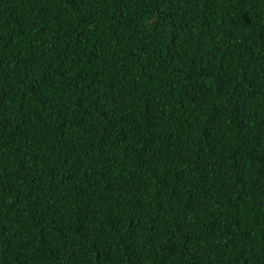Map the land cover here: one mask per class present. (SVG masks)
Segmentation results:
<instances>
[{
    "label": "trees",
    "instance_id": "trees-1",
    "mask_svg": "<svg viewBox=\"0 0 264 264\" xmlns=\"http://www.w3.org/2000/svg\"><path fill=\"white\" fill-rule=\"evenodd\" d=\"M0 264H264V0H0Z\"/></svg>",
    "mask_w": 264,
    "mask_h": 264
},
{
    "label": "snow or ice",
    "instance_id": "snow-or-ice-1",
    "mask_svg": "<svg viewBox=\"0 0 264 264\" xmlns=\"http://www.w3.org/2000/svg\"><path fill=\"white\" fill-rule=\"evenodd\" d=\"M155 24V20H153V25Z\"/></svg>",
    "mask_w": 264,
    "mask_h": 264
}]
</instances>
